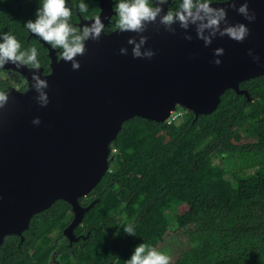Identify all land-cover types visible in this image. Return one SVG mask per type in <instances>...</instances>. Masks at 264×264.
<instances>
[{"label": "trees", "instance_id": "trees-1", "mask_svg": "<svg viewBox=\"0 0 264 264\" xmlns=\"http://www.w3.org/2000/svg\"><path fill=\"white\" fill-rule=\"evenodd\" d=\"M38 6L39 0H0V32L15 35L22 48L35 46L47 74L46 46L23 28ZM90 14H99L95 0ZM55 55L60 58L59 50ZM4 73L0 88H9ZM239 89L247 95L227 90L212 113L196 119L184 111L170 125L137 117L124 122L110 144L108 171L78 200L82 207L93 202L73 230L78 241L51 239L54 230L61 237L72 219L60 222L72 212L56 201L31 219L22 242L4 238L0 264H46L54 251L59 264H126L137 244L155 248L172 225L191 228L190 247L169 264H264V74ZM236 133L249 141L234 144ZM147 187L151 193L141 196ZM129 224L134 235L123 232Z\"/></svg>", "mask_w": 264, "mask_h": 264}, {"label": "water", "instance_id": "water-1", "mask_svg": "<svg viewBox=\"0 0 264 264\" xmlns=\"http://www.w3.org/2000/svg\"><path fill=\"white\" fill-rule=\"evenodd\" d=\"M95 1L106 26L113 4ZM244 2L255 20L245 25L249 36L240 44L217 37L204 47L191 28L193 39L186 41L183 30L171 34L162 25L149 24L142 35L148 37L145 47L154 52L151 59H133L126 39L134 33L114 30L85 42L75 71L44 44L49 73L36 71L48 82L47 106L35 102L29 87L11 89L8 103L0 108V245L11 235L22 242L31 219L56 201L67 203L73 215L63 237L69 244L77 242L73 230L93 205L82 207L78 200L108 171L110 144L127 120L164 123L177 107L196 119L212 113L227 90L246 96L239 84L264 74V67L257 68L245 55L251 49L264 64V0H236L237 5ZM226 12L229 23H243L234 9ZM121 46L129 54H119ZM215 47L224 49L218 66L211 63ZM11 67L6 64L4 70ZM19 71L30 81L32 70ZM33 117H39V125L31 124Z\"/></svg>", "mask_w": 264, "mask_h": 264}, {"label": "clouds", "instance_id": "clouds-1", "mask_svg": "<svg viewBox=\"0 0 264 264\" xmlns=\"http://www.w3.org/2000/svg\"><path fill=\"white\" fill-rule=\"evenodd\" d=\"M109 3L114 5V30L134 33L126 39V45L131 46L130 55L133 59H151L154 55L151 48L145 47L148 37L142 35L149 24L162 25L164 30L171 34H175L177 29L183 30L181 35L186 41L193 39L189 32L191 28L195 38L202 41L204 47H208L217 37H227L236 44L242 43L249 36L245 25L252 24L255 20V15L248 10V3L237 5L236 0H109ZM170 4L174 6L169 7ZM226 9H234L243 23H229ZM74 15L89 23H73ZM23 28L29 36L35 37L49 50H59L60 59L69 63L74 71L80 67L77 57L84 55L85 42L98 41L102 33L105 35V24L100 15L90 14V0H76L74 6L69 0H39L33 18L26 20ZM118 52L127 55L129 49L121 46ZM223 54L222 47H215L212 50L211 63L220 65L219 57ZM245 55L257 68L264 67L251 49ZM6 64L13 66L6 73L9 79H13L21 67L32 70L30 81L24 77L20 85L24 86L23 91H28L31 87L35 93V102L40 107L47 106L49 101L45 90L48 88V82L42 78L46 76L41 71H36L41 69L37 48H22L15 35L0 32V72H3ZM10 90L0 88V108H4L8 103ZM39 123V117L32 118V125ZM123 232L134 235V226L129 224ZM170 259L166 252L141 242L132 249L126 264H169Z\"/></svg>", "mask_w": 264, "mask_h": 264}, {"label": "rangeland", "instance_id": "rangeland-1", "mask_svg": "<svg viewBox=\"0 0 264 264\" xmlns=\"http://www.w3.org/2000/svg\"><path fill=\"white\" fill-rule=\"evenodd\" d=\"M4 74L7 77L6 73L8 71L4 70ZM18 74H15V76L13 77V79H9V87L10 89H13L14 91H18L20 89L21 86L20 85V81L23 79L22 77ZM13 85H19V87H15ZM178 109L182 110L181 108L177 107ZM249 141V139H245L243 137L240 136V134L236 133L235 134V139H233V143L236 145L245 143L246 141ZM152 188L151 187H147L145 189L141 190V196H147L151 193ZM185 191H181L179 194V197L181 198L184 195ZM119 219H124L125 215L123 213L117 214ZM70 218H73L72 214H68L65 217L60 218V222H68L70 220ZM72 220V219H71ZM52 221H54V219H52L50 222L48 221V224H52ZM191 230V228H183V227H178V226H174L172 225L170 227V229L168 230V233L165 235L164 240L162 242H160L155 249L160 250V251H164L166 252L169 256H170V262L174 261L175 259H177L180 254L182 252H184L185 250H187L190 247V243L187 237L188 232ZM59 232L57 230H54L53 233L51 234V239L53 240H57L59 237ZM63 236V235H62ZM62 238V237H61ZM169 262V263H170ZM46 264H57V256L52 257L49 256L47 263Z\"/></svg>", "mask_w": 264, "mask_h": 264}, {"label": "built area", "instance_id": "built-area-1", "mask_svg": "<svg viewBox=\"0 0 264 264\" xmlns=\"http://www.w3.org/2000/svg\"><path fill=\"white\" fill-rule=\"evenodd\" d=\"M183 110H175L170 113L168 119L164 122L167 125L174 124L180 122L184 118Z\"/></svg>", "mask_w": 264, "mask_h": 264}, {"label": "flooded vegetation", "instance_id": "flooded-vegetation-1", "mask_svg": "<svg viewBox=\"0 0 264 264\" xmlns=\"http://www.w3.org/2000/svg\"><path fill=\"white\" fill-rule=\"evenodd\" d=\"M174 6V4H170L169 5V7H173ZM112 8H113V11H114V5H112ZM116 19V17H115V15H113L111 18H110V22L112 21V20H115ZM81 20V19H80ZM109 22V23H110ZM108 23V24H109ZM76 24H77V22H76ZM79 24V23H78ZM109 25H106L105 26V33H109L110 31H114V24H113V28H112V30H110L109 31V29L107 28ZM108 29V30H107ZM75 235H76V237H78L79 235H77L76 233H75ZM59 237V236H58ZM62 237V240L63 241H68L65 237H63V236H61ZM61 237H59L58 239H60L61 240ZM57 239V240H58ZM54 243V242H53ZM52 255V257H55V256H57V258H58V253L56 252V251H54V252H52L51 254H50V256ZM47 263V262H46ZM57 264H59V262H58V260H57Z\"/></svg>", "mask_w": 264, "mask_h": 264}]
</instances>
